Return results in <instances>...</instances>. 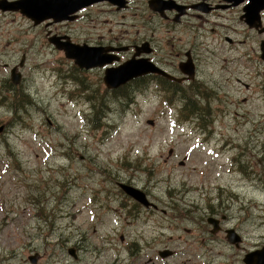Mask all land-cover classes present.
Segmentation results:
<instances>
[{
	"label": "rangeland",
	"instance_id": "obj_1",
	"mask_svg": "<svg viewBox=\"0 0 264 264\" xmlns=\"http://www.w3.org/2000/svg\"><path fill=\"white\" fill-rule=\"evenodd\" d=\"M130 6L110 12L98 4L82 21L50 29L151 46L148 55L178 75L158 82L163 100L146 75L159 71L138 72L121 90L106 87L101 70L60 74L65 55L42 26L0 9V264H34V253L36 264H245L264 247L259 36L236 22L235 6L219 11L222 26L214 16L197 26L190 14L161 15L148 0ZM190 47L193 80L176 67ZM22 57L14 84L8 75ZM117 182L143 190L157 209ZM209 215L225 216V230L211 233ZM227 230L241 239L238 248ZM74 244L76 258L67 250Z\"/></svg>",
	"mask_w": 264,
	"mask_h": 264
},
{
	"label": "flooded vegetation",
	"instance_id": "obj_2",
	"mask_svg": "<svg viewBox=\"0 0 264 264\" xmlns=\"http://www.w3.org/2000/svg\"><path fill=\"white\" fill-rule=\"evenodd\" d=\"M134 1L135 0H118V1H116V4H112L109 0H100V1L93 2L90 5L79 7L75 12L74 11L71 12L70 6H69V8L67 7L68 8L67 12H65V13H67L64 16L66 18L62 19L60 21L55 20L51 17L43 18V20H42V18L41 19L30 18L26 13L25 8H23V6H22L23 2L21 0H0V9L8 8L9 10L5 13H15V14L19 15L20 17L24 18L27 22H29L34 27L42 26L43 33H44L48 43L52 44L55 49H57L58 51L60 50V52L64 55H65V53H64L65 50L63 48H57L56 43L60 44L61 46H66V44L75 45V47L77 48L76 50L81 54H82L83 50H86L87 48H92L91 52L87 55V57L94 59V60H97V62L95 64H93L94 66L81 67L79 64L75 63L74 59L63 56L65 58L66 62L61 61L60 62L61 64L57 68L54 69L55 71H59L60 74L66 73V74L72 75L71 73H74V72H80L81 74L82 73L85 74V73H87L86 72L87 70H94V69L101 70L102 74H103L102 80H103V83L105 84L104 77H105L106 70L116 68V67L123 65V64L130 66L131 64L139 63L145 67H150L152 69H155V71L150 70L151 72H157V71L161 72L162 75L146 74L147 77H151L150 80H148V81H151L154 83L153 89H156L155 93H159L158 90L161 91L163 89L159 88L158 82H160L163 85L164 84H170V82L175 83L174 81L178 80L177 79L178 75H176L175 72H174V74L177 77H175L173 75L171 70L168 68V65H170V64H168L166 62L165 63L159 62L156 58V55L153 56V53L150 56L148 55L153 49L151 46H149L150 51H146V48L144 46H142L140 43L135 44V42H134V43L128 44V43H123L120 40L123 38H117L116 37V38L112 39L113 37L111 35H113V34H110V36H108L109 34L99 35L98 38L99 39H105L104 42L102 40H99V41L91 40V42L90 41H82V40L78 39L79 37H76L74 40V37L76 35L74 33L70 32L69 30L59 31L56 29L53 31L50 29V26L52 25L51 22H53V21H55L56 26L57 25H63V24H66V25L71 24L70 22H75V21L76 22L82 21L84 19V14L87 12V10L91 9L93 6H97L98 4H105L108 7L107 10L110 12H120V11H126L127 9L130 10V8H131L130 5ZM246 4H248V3L245 0H243V2H238V0H196V1L188 2L186 4H184L180 1L177 2L175 0H148V6L151 9L157 10V12H159L161 15L165 11L170 10L169 12H171L173 14V17L177 16V19H179V18L182 19L185 14H190V15L195 16L198 20H200V22L197 23V26L202 25L204 22H207V21L211 22V20H209L211 16L215 17V20L211 22L212 24L214 23L216 26H222L223 24L218 21V19L220 17L219 11H223V10L231 8L232 6H235L238 8L237 15L235 16L236 22L238 23V19H239L240 22L243 24V26L247 29V31L255 33L259 36L258 44L260 43V50H261V47H264V9L259 10L260 11L261 24L255 27L253 25H249L246 22V19H247L246 14H249L251 10L253 11V10L257 9L258 3H255L253 5L251 4V5H249L250 7L249 6L247 7ZM2 13H4V12H2ZM258 13L259 12L255 13L254 19H256V16L258 15ZM229 19H231V18H229ZM56 21H58V22H56ZM251 22H253V21H251ZM211 29L213 32H216L215 28L211 27ZM109 30L111 31V29H109ZM233 32L237 33V31H233ZM212 37H214V36H212ZM32 39H34V37ZM224 40L227 42V44L238 43V39H235V38L228 36V35L224 36ZM32 42L34 44L35 41L32 40ZM200 43H203V42L200 41ZM72 45H70V46H72ZM119 47H125V50H119L118 49ZM144 49H145V51H144ZM140 50H141V53H139V55H136L134 57L135 52L136 51L138 52ZM263 50H264V48H263ZM186 51H183L184 55L186 56V59L180 60L177 63L176 67H177V69H179V71L183 70L186 74L189 75V76L183 75V78L188 77L189 79L193 80L194 78H196V75H197V71H196L197 69L196 68H198L197 67L198 62L196 59H194L191 47L189 48V51L191 53L186 52ZM262 53H263V51H262ZM262 53H261V55H262ZM26 54L27 53H25L24 55H26ZM89 56H91V57H89ZM28 59H31V58L28 57ZM188 63L190 64V66L192 68L191 71H189L187 68H185V66H188V65H186ZM15 66H17V67H15V69H11L10 75H8L9 80H11L14 84H16L15 81L18 82L19 78H20V73L16 72V70H18V66L21 69L26 66V62L24 63V57H22L20 64L15 65ZM64 67H67L65 69V71H64ZM155 67H157L158 69ZM181 68H182V70H180ZM71 69H73V70H71ZM67 70H69L68 71L69 73H67ZM141 73H142V70H141ZM142 74H144V72ZM129 81H130V79H128L125 82L117 85L116 87H111V88L108 86H106V87H108L109 89H113V90H121V87L124 84H127ZM160 93L158 94V96L159 97L162 96V98L161 97L160 98L163 100L165 94L162 92H160ZM167 103H169V102L167 101ZM117 184L119 185V187H120V184L127 185L126 183H123V182H117ZM144 194L147 195V193H145V192H144ZM145 209H157V207H155V205L152 204V205L147 206ZM209 218H213V219L217 220V228L216 229L214 228V225L208 221ZM225 218H226L225 216H221V218L218 219V218L211 216V215L206 217V222L211 226L210 232L216 233L218 231L221 232V230H225V228L222 227V224H223ZM231 229H233V227H231ZM228 231H230V230H227V233H228ZM231 231H233V230H231ZM233 232L236 235L235 231H233ZM225 237H226V240L229 239L228 235ZM229 244H231V243H229ZM232 245H234L236 248H238V245H240V244H238V245L232 244ZM67 250H70L71 255H73L76 258L77 250H78L77 244L76 245L74 244V245L68 247ZM34 254H36V260L34 262V264H36L39 262L41 256L38 253H34ZM34 254H32V255H34ZM159 254H160V252H159ZM32 255H29L28 258ZM29 261H30V259H29Z\"/></svg>",
	"mask_w": 264,
	"mask_h": 264
},
{
	"label": "water",
	"instance_id": "obj_3",
	"mask_svg": "<svg viewBox=\"0 0 264 264\" xmlns=\"http://www.w3.org/2000/svg\"><path fill=\"white\" fill-rule=\"evenodd\" d=\"M96 1H100V0H22V2H23L22 6H23V8H25L27 15L32 19H41L42 18V20H43V18L51 17L55 20L60 21V20L66 18L64 16L67 14L65 12H67L69 6H70L71 12H73V11L75 12L79 7L90 5ZM109 1L112 4H116V1H118V0H115V1L109 0ZM240 1H243V0H240ZM257 2L260 3L259 7L253 11H250L249 14H246V18H247L246 22L249 25H253L255 27L258 25L259 20H258L257 16H256V19H254V16H255V13L259 12L260 8L264 7V0H249V3L246 5L248 7L249 5H251V4L253 5ZM251 21H253V22H251ZM70 45H72V44H66V46H61L60 44L56 43L57 48H63L65 50L64 53H65L66 57L74 59L75 63L79 64L81 67L94 66L93 64H95L97 62V60H94V59L87 57V55L91 52L92 48H87L86 50L82 49L83 52L81 54L76 50L77 48L75 47V45H72V46H70ZM263 48L264 47H262V51H264ZM89 57H91V56H89ZM263 60H264V57H263ZM120 186H121V188L125 187L126 191L124 189L123 190L127 194H129L131 197H133V198L137 197L139 199L137 201H139L143 205L149 206V205L153 204L146 199V197L142 191H140L134 187L124 185V184H120ZM208 221L214 225L215 229L217 228V220H215L213 218H209ZM228 238L229 239H227V241L229 243L236 244V245H238V243L241 240V239H238V237L231 230L228 231ZM160 254L162 255L163 253L160 252ZM250 254L245 255V257L243 259V262L245 264H264V247L262 249L254 251L252 253L253 255H250ZM29 259H30L31 263H34L36 260V257L30 256Z\"/></svg>",
	"mask_w": 264,
	"mask_h": 264
},
{
	"label": "bare ground",
	"instance_id": "obj_4",
	"mask_svg": "<svg viewBox=\"0 0 264 264\" xmlns=\"http://www.w3.org/2000/svg\"><path fill=\"white\" fill-rule=\"evenodd\" d=\"M264 57V51L261 55V58L263 59ZM148 72L150 70L155 71V69H152L150 67H145L142 64L139 63H135V64H131L130 66L128 65H120L116 68H112V69H108L106 70L105 73V85L108 87H116L117 85L125 82L126 80L130 79L131 76H136L138 74V72ZM124 190L126 191V188L123 187ZM128 190V189H127ZM137 200H139L137 197H134Z\"/></svg>",
	"mask_w": 264,
	"mask_h": 264
}]
</instances>
